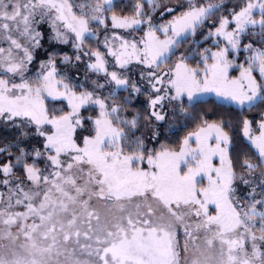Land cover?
I'll use <instances>...</instances> for the list:
<instances>
[{
	"label": "snow or ice",
	"instance_id": "1",
	"mask_svg": "<svg viewBox=\"0 0 264 264\" xmlns=\"http://www.w3.org/2000/svg\"><path fill=\"white\" fill-rule=\"evenodd\" d=\"M0 264H264V0H0Z\"/></svg>",
	"mask_w": 264,
	"mask_h": 264
},
{
	"label": "trees",
	"instance_id": "2",
	"mask_svg": "<svg viewBox=\"0 0 264 264\" xmlns=\"http://www.w3.org/2000/svg\"><path fill=\"white\" fill-rule=\"evenodd\" d=\"M213 99H214V98H213ZM210 108H211V105H206V106H205V110H206V111L210 110Z\"/></svg>",
	"mask_w": 264,
	"mask_h": 264
}]
</instances>
